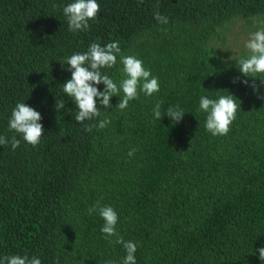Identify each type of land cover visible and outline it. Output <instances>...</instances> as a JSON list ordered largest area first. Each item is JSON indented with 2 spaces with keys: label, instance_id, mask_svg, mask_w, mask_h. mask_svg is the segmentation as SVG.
Instances as JSON below:
<instances>
[{
  "label": "trees",
  "instance_id": "16d2710c",
  "mask_svg": "<svg viewBox=\"0 0 264 264\" xmlns=\"http://www.w3.org/2000/svg\"><path fill=\"white\" fill-rule=\"evenodd\" d=\"M71 2L0 0V136L20 140L15 150L0 145V258L122 264L123 245L104 238L98 210L88 214L99 202L118 213L119 235L138 243L136 264H262L264 85L244 77L221 46L238 20L245 31L264 26V0H97L96 20L80 32H70L63 15ZM114 41L159 78L160 91L141 92L123 111L118 95L108 109L97 99L101 115L78 123L63 92L66 58ZM246 54L242 48L235 58ZM119 61L102 69L118 85ZM230 93L240 104L236 119L227 135L213 136L199 98ZM58 99L66 105L60 112ZM17 102L41 113L44 136L35 147L8 128ZM176 105L185 111L178 123L165 112ZM105 117L106 128L85 131Z\"/></svg>",
  "mask_w": 264,
  "mask_h": 264
},
{
  "label": "clouds",
  "instance_id": "9594fccd",
  "mask_svg": "<svg viewBox=\"0 0 264 264\" xmlns=\"http://www.w3.org/2000/svg\"><path fill=\"white\" fill-rule=\"evenodd\" d=\"M142 3L143 0H138ZM100 12V4L97 0H73L63 6V15L68 21V30L70 32H80L90 30L89 21L96 20ZM154 19L162 25L169 22L167 16L162 15L159 11L154 12ZM162 31H167L166 28ZM244 47L247 54L230 59L236 60V65L244 77L259 78L261 85H264V27L251 32L249 38L245 41ZM120 55V63L123 65L121 72L124 78L119 85L112 78L102 72L104 68H113L117 64V56ZM63 65V64H62ZM66 65L71 71V78L63 83V92L74 101L77 109L75 120L78 123L92 121L101 115L100 108L97 106V99L103 108L111 107L110 98L114 95L120 97L115 108L121 111L128 108L129 102L139 99L142 92L145 97H151L160 91L159 78L151 74V71L143 66V61L136 56L121 55L119 41L109 42L104 46L100 43L93 42L89 45L87 51L82 53H73L66 58ZM239 80V77L236 78ZM235 82V80H234ZM245 85L249 84L248 79L242 81ZM104 85L103 91L99 90L96 85ZM254 92L259 90L260 85L252 80L250 85ZM121 91L123 96L121 97ZM264 98V97H261ZM236 97L231 93L229 95H220L213 99L201 95L199 98V110L206 114L205 128L213 136L227 135L230 131V125L236 119V113L240 104L236 103ZM163 101H157L152 109L154 120H160L162 117L161 105ZM65 101L58 99L56 102L57 112L65 108ZM167 115L174 123L181 121L185 111L179 105L169 107ZM164 112V113H165ZM163 113V114H164ZM41 113L34 107L28 106L24 102H17L11 112L8 122L10 131L22 136L23 140L33 147L41 142L43 134V125ZM111 123L109 117L99 120L95 125L85 124V131L91 132L93 127L104 129ZM11 144L15 150L20 145V140L16 135L11 138L0 136V145ZM136 149H130L128 156L135 154ZM98 210L99 216L104 223L100 231L104 238L115 237L114 243L122 244L126 250V255L122 258V264H136L135 253L138 243L125 241L116 229L119 220L118 213L111 206L97 205L88 209L91 215ZM113 242L110 240V243ZM259 259L264 264V246L258 250ZM0 264H41V259L37 256L31 258L25 254L23 256L13 254L0 258ZM106 264H113L107 261Z\"/></svg>",
  "mask_w": 264,
  "mask_h": 264
},
{
  "label": "rangeland",
  "instance_id": "374dc122",
  "mask_svg": "<svg viewBox=\"0 0 264 264\" xmlns=\"http://www.w3.org/2000/svg\"><path fill=\"white\" fill-rule=\"evenodd\" d=\"M244 24V20H238L229 25V30H227L225 36V42L221 46L222 48H226V51H223L225 56H238L241 49L245 48L244 43L249 38V34L256 31L252 29L245 31Z\"/></svg>",
  "mask_w": 264,
  "mask_h": 264
}]
</instances>
